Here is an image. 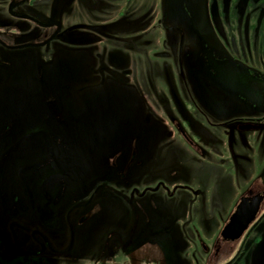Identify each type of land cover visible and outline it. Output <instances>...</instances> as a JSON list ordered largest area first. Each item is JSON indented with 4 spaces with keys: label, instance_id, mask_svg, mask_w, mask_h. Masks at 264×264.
<instances>
[{
    "label": "rangeland",
    "instance_id": "1",
    "mask_svg": "<svg viewBox=\"0 0 264 264\" xmlns=\"http://www.w3.org/2000/svg\"><path fill=\"white\" fill-rule=\"evenodd\" d=\"M23 1L0 0V38L29 41L54 31L12 15ZM70 3L57 4L65 26L58 43L13 51L21 62L14 80L27 73L37 82L31 74L40 52L53 76L30 100L14 98L20 107L3 142L37 124L50 130L35 106L56 92L69 146L66 157L39 169L28 166L46 158L41 142L39 152L20 158L26 182L18 174L11 181L27 217L15 225L16 238L0 242V264H221L234 254L233 264H260L261 224L232 253L214 257V244L241 194L264 183V0H93L92 41L71 29ZM54 4L29 0L15 11L44 20ZM66 168L73 201L61 215L39 209L46 178ZM71 204L73 219H88L64 234ZM47 241L61 253L43 250Z\"/></svg>",
    "mask_w": 264,
    "mask_h": 264
},
{
    "label": "flooded vegetation",
    "instance_id": "2",
    "mask_svg": "<svg viewBox=\"0 0 264 264\" xmlns=\"http://www.w3.org/2000/svg\"><path fill=\"white\" fill-rule=\"evenodd\" d=\"M28 1L29 0H24L23 2H19L11 6L9 10L10 12H12V15H15L16 17L21 19L33 21L34 23L38 24L41 28H43L44 32L50 26L54 27V31L49 35H43L42 37H37L34 40L31 39L29 41H7L0 38V69H4L0 71V242L3 243L6 242V240L11 236H14V238L17 237L18 232L15 228V225L17 223L18 225H21L25 222L27 217V215H25L23 212L26 209V206H19V196L17 190L14 188V185L11 181L13 180L11 179V177L14 174H18L23 177L22 183L24 184L26 182L23 170L25 168L27 169V167L21 166V164H19L20 158H22L23 154H25V151L27 152V154H35L37 151L39 152V149L35 144L41 142L40 144L42 145H39L41 151L40 153H43L46 158L41 160L38 164L28 166V168L31 169H39L42 166L57 162L62 157H66L67 149L69 146V137L66 135L63 136L61 133L62 126H66V121L61 117V105L57 102V98L53 96L56 92L48 93V97L42 99L43 103H39L35 106L37 108L35 110H37L38 113H40L41 111L43 112L42 116L43 122L45 124L46 120L51 121L48 122L47 125L51 128L50 130L41 127L43 126L42 124H37L38 127H36V129H29L18 140L14 142H3L4 139L7 138L11 133L14 123L16 121V119H14L15 117H13L12 115V110L15 107H20V104H14V98L20 101H28V99L30 100L33 95L35 96L36 94L40 93V90L42 89L40 82H45L46 80L52 79L51 77L53 76V73H48L46 68L43 67L41 63H39L40 60L46 59L44 57V52H40L38 53V56H36V54L34 53V71L31 74V78L37 80V82L34 83L31 79L29 81L27 73L23 81L19 82L14 80L15 72H12V69H14V63H19L21 65V62L18 60V58L14 57L13 51L20 48L29 47H51L52 44L58 43L60 41V37L65 31L64 22L62 21L61 17L57 16V4L60 3V0H54L55 10L54 12H52V16H49L47 17L48 19L44 20L35 17L30 12L18 13L15 11L16 8L25 5ZM85 1L87 3V6L84 4ZM92 1L93 0H70L71 7H69L68 9V13L74 16L72 17V19L76 20L77 23L81 24L78 25L76 23L73 27H71V29H80V36L85 37L83 39L87 41H92L90 38H93V33H95L94 27L92 25ZM34 9H36L37 11H41L42 9H45V7L37 5L34 6ZM80 16L83 19L85 18L84 20L87 22H78ZM110 29L111 27H109L108 25L103 27V30L105 31H110ZM96 34L98 35V33ZM67 41L68 44L73 42L72 40ZM77 41L80 40L77 39ZM4 52H9V54L4 55ZM44 64L46 66L45 61ZM29 82L33 84L32 92L29 91ZM51 115H54V119H52ZM49 117L50 119H48ZM28 142H33L34 146H32L31 149H28L27 151L26 145L28 144ZM13 152H16V155L10 160ZM70 172L71 171H69V168H66L64 171L52 173L46 178L43 185L44 191L42 192V199L40 200L37 206L39 209H43L45 212H48L50 214L52 212V207L54 208L53 212H60V215L61 212H65V210H61L60 207L62 208V206H65L69 202L73 201L72 197L74 196H69L67 194L69 187L68 182L71 181V179L69 180ZM5 182L8 184V193H6L4 190V184H6ZM52 182L55 183V187L54 190L50 192L48 191V186L52 184ZM74 207L75 205H69L65 213L67 214L65 216L66 219L63 221V223L61 222L62 226H59V230L64 232V234L68 231L66 228H68L70 232H72L75 226L77 228V225L83 224L88 219V217L86 216H80L77 219H73L71 212ZM239 211L243 212L242 215L244 219L247 217H251V221L248 223L247 227L245 228L240 237L233 239L224 236V228L234 217V215ZM13 216L18 217L19 221H13L11 219ZM260 224L264 226V183L252 185L250 188L247 189L245 193H242L241 196L238 198V201L236 202L233 210L230 211L227 221L221 228L219 236L215 240L214 257L220 256L222 250L229 251L230 253H232L234 247L240 241L241 243H243L249 237L251 232L248 230L253 231L254 228ZM47 247L52 253H55L56 255L61 253L57 252V250L51 245V243H48V241L42 243L43 250H45ZM219 252L221 253L219 254ZM261 252H259L258 259L259 261L260 259H262V262H260V264H264V250ZM7 254L11 257L18 255V252L14 250H7ZM39 254H41V251H38L36 253H30L31 256H38ZM238 256L239 254H234L233 257L229 258L228 260H225L221 264H233L234 259Z\"/></svg>",
    "mask_w": 264,
    "mask_h": 264
},
{
    "label": "water",
    "instance_id": "3",
    "mask_svg": "<svg viewBox=\"0 0 264 264\" xmlns=\"http://www.w3.org/2000/svg\"><path fill=\"white\" fill-rule=\"evenodd\" d=\"M192 23V22H191ZM193 24V23H192ZM59 25V23H58ZM243 212H237L223 230V235L229 238L240 237L251 221V217L243 218Z\"/></svg>",
    "mask_w": 264,
    "mask_h": 264
},
{
    "label": "crops",
    "instance_id": "4",
    "mask_svg": "<svg viewBox=\"0 0 264 264\" xmlns=\"http://www.w3.org/2000/svg\"><path fill=\"white\" fill-rule=\"evenodd\" d=\"M55 254V253H54ZM56 255V254H55Z\"/></svg>",
    "mask_w": 264,
    "mask_h": 264
}]
</instances>
